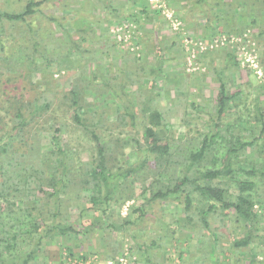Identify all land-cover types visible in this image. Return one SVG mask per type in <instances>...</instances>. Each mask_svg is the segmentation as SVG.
Returning a JSON list of instances; mask_svg holds the SVG:
<instances>
[{"label": "rangeland", "instance_id": "374dc122", "mask_svg": "<svg viewBox=\"0 0 264 264\" xmlns=\"http://www.w3.org/2000/svg\"><path fill=\"white\" fill-rule=\"evenodd\" d=\"M28 1L0 0V12H19ZM111 1H114V4L109 12L115 7L117 13L126 17H122L118 24L113 14H108L103 9L102 0H45L37 11L26 16L24 21L11 22L5 18L0 19V103L7 104L8 98L15 95L23 96L26 100L38 98L39 101H48V113L38 126L42 131L35 132L40 138V141L35 142L36 151L39 149L40 155H45L51 145L48 135L54 130L55 122L63 123V130L59 134L66 143L75 174L85 168V162L92 161L95 148L91 137L72 120V110L62 102L64 94L74 83V78H84V81L78 82V86L82 89L84 101L96 114L95 118L102 122V125L95 128L102 139L110 145L111 141L114 142L117 138L129 141L124 154H118L119 160L115 163L113 161V171L117 168L126 169L144 155L140 147L144 143L143 131L148 110L144 112L142 108L149 107L162 113L163 122L168 124L162 135L173 144L183 143L187 137L194 136L197 144L199 134L201 138V135L214 130L210 118H216L215 104L219 84L216 72L227 62V56L221 49L223 35L217 37L213 29L203 31L195 22L203 25L204 13L196 7L191 9L188 0H149V3L148 0H136L135 3L128 0ZM228 1L233 2V9L237 7V10L234 9L237 12L234 13L235 17L240 10L242 13L249 11L254 5L256 9H262L261 4H264V0ZM209 2L213 3L215 0ZM146 5L150 8L149 11L156 8L160 10L156 14L150 12L152 21L149 24H142L141 21L137 23L135 18L129 17L130 13L137 14L136 12ZM204 8L207 9V5H204ZM250 21V16H246L243 21L239 14L236 26H246ZM262 27L264 21H259L253 27H247L241 37L231 42L233 44L240 40L241 48L236 51L240 64L231 75L233 84H238L242 93L235 99V102H239L238 106L229 109V115L223 117V122L234 121L237 116L243 117L245 113L250 114L252 123L255 122L254 133L258 135V148L255 147L253 151L248 149L249 151L244 153L241 164L245 167L250 164L245 163L243 157L255 162L264 159L262 123L253 121L257 114L255 102L258 101V107L264 109V39L258 37ZM196 35L202 39L198 38L195 42L193 36ZM174 36L179 44L168 47ZM82 37L85 40H81ZM75 41L84 49L82 55L77 52ZM158 44L166 49L158 51ZM232 44L230 46H233ZM194 45L199 52L206 53L199 56ZM209 47L214 49L208 50ZM31 55L35 57L39 70L29 71V68L23 65ZM63 55L69 56L68 58L76 63H69L71 68L62 67L59 60ZM197 57L198 59H193ZM53 58L54 61L46 67L45 60ZM161 58V75L164 73L169 77H178L177 87L173 82L165 85L164 76L159 77L157 73L153 75L150 72L152 68L155 69V62H160ZM29 65L31 62L28 60V67ZM232 71L227 68L225 74L229 75ZM154 76L157 86L150 88L148 83ZM162 84L167 88V92L162 90ZM259 92L261 97L256 100ZM124 105L132 106L135 122H131L130 116L124 113ZM91 115L89 114L90 117ZM247 123L239 121L233 133L249 137ZM150 161H147V166ZM180 162L168 167L167 174L156 178L159 177L167 184L173 178L182 177L184 168ZM206 164H202V168L206 167ZM140 182L145 183L143 180ZM258 184V190L264 189V180ZM121 191V196L113 201V212L108 215L109 219L120 221L121 218L133 217L134 209L142 207L145 215L137 225H129L126 232L121 231L117 235L109 233V238H104L101 230L100 233L94 230L89 234L80 235L77 239L69 234H55L51 240L45 239L40 255L30 264H75L78 260L83 264H113L110 261L104 262L105 253L113 248L117 251L123 248V254L126 255L127 249L132 245L131 234L138 237L136 240L139 243L149 244L152 240L156 241L145 254L152 262L250 264V257L253 255L248 253V249L232 246L241 232L230 233V218L212 214L208 217L209 225L206 229L198 219L197 202L194 200L190 213L195 217V226L186 224L187 227H182L186 218L183 210L184 194L167 200L148 201L149 191H143L139 183L133 186L130 181L126 182V188L122 187ZM78 193L81 198L76 200L75 191L66 193L57 217L75 227H79L81 221L94 212L85 209L89 204L87 199L90 192L82 190ZM129 195L133 196L128 197ZM260 200L264 201V197ZM52 203L48 204L49 210L52 209ZM45 205L43 207L47 210L49 207ZM256 207L260 208L259 205ZM45 210L42 213L49 222L51 214ZM234 222L232 219L236 226ZM261 222H264V217ZM109 229L105 227V231L108 232ZM212 233H215L216 237ZM257 242L258 239L255 238L252 253H257L255 260L264 261V244ZM68 246L71 247L73 256L68 254ZM102 248L106 250L102 251ZM26 249L25 247L15 253L10 252L5 257L11 260L14 254H20ZM99 249L101 251L97 253ZM131 259L138 260L135 264H151L144 260V254L140 250H134ZM120 260L122 264L130 262L128 257H120Z\"/></svg>", "mask_w": 264, "mask_h": 264}, {"label": "trees", "instance_id": "16d2710c", "mask_svg": "<svg viewBox=\"0 0 264 264\" xmlns=\"http://www.w3.org/2000/svg\"><path fill=\"white\" fill-rule=\"evenodd\" d=\"M44 1L29 0L19 12H0V19L5 18L11 22L24 21L26 16L36 12ZM128 1L136 2V0ZM187 2L191 4V9L196 7L204 13V24L195 22L202 27L203 31L213 29L216 31L217 37L221 35L224 37L221 49L227 56V62L216 72L219 83L215 104L216 118H210L214 130L201 135V138L199 134L197 144H195V136L187 137L183 143L176 142L173 144L162 135V131L165 132L164 129L168 125L163 122L162 113L156 109L151 110L149 107L142 108L144 112L148 110L147 123H145L143 131L144 143L141 147L139 145L144 155L126 169L117 168L113 171V161L115 163L119 160L118 154H124V149L128 147L129 141L117 138L114 142L111 141L112 145H110L102 139L95 130L98 125H102V122L95 118L96 114L93 113L90 105L84 101L82 89L78 86V82L84 81V78H74V83L64 94L62 102L72 110V120L76 126L80 127L79 129L84 130L91 137L95 148V157L92 158V161L85 162V168L80 170V173L75 174L73 161L66 150V143L59 134L63 130V123L55 122V127L50 126L54 130L48 135L51 145L46 150L45 155L42 157L39 149L36 151L35 142L40 141V138L35 132L42 131L38 126L41 125V121L48 113L50 106L48 101H39L38 98L26 100L23 99V96L15 95L8 98L7 104L0 103V264H30L40 255L45 239L51 240L55 234L61 236L69 234L77 239L76 237L80 235L101 230L104 238H109V233L117 235L121 231L126 232L129 225H137L145 215L142 207L134 209L133 217L121 218L120 221L111 220L108 216L113 212L111 207L113 201L121 196V189L122 187L126 188L127 181H130L133 186L139 183L143 191H149L148 201L167 200L170 197L184 194L183 210L186 218L182 227L186 224L195 226L193 224L195 217L190 213L194 200L197 202L198 219L206 229L209 225L208 217L212 214L222 218H230L229 221L232 224L230 233L241 232L232 246L247 248L248 253L253 255L250 257V264H264L262 260H255L257 253H252L255 238L258 239L257 244H264V222H261L264 217V201L260 200L261 197H264V189L258 190V183H263L264 180V159L255 162L243 157L245 163L250 165L245 167L241 164L243 162L241 161L242 156H245L244 153L248 149L253 151L255 147L258 148V135L254 133L255 122H251L252 118L250 120L249 113H245L243 117L237 116L234 121L225 120L223 122V117L229 115V109L232 106H238L239 102H235V99L242 93L239 85L233 84L231 75L240 64L236 55V51L241 48L239 46L240 40L233 44L231 42L233 39L241 37L247 27H253L257 22L264 21V4H261L262 9H256L254 5L249 11L244 9L245 11L242 13L240 10L239 14L243 21H245L246 16H250L251 21L246 26H236L239 14L235 17L234 13L237 12L234 9L237 10V7L233 9L232 1L215 0V2L210 3L209 0H188ZM113 4L114 1L102 0L103 9L108 14L112 13L118 24L123 16L117 13L115 7L109 12ZM204 5H207L208 8H204ZM149 9L146 5L136 12L137 14L130 13L129 17L135 18L137 23L141 21L142 24H149L152 21L150 12L153 14L160 12L159 8L152 11ZM125 18L123 17V19ZM157 35L158 32H156V41ZM175 36L168 47L179 44ZM258 37L264 39V27L260 28ZM198 38L201 36H193L195 42ZM205 39L212 40L210 38ZM81 40H85V38L82 37ZM231 44L233 46H230ZM74 45L77 52L82 55L84 49L80 48L76 41ZM195 45L199 47L197 43ZM163 48L166 49L165 46L158 44V51L162 52ZM211 49L214 48L211 47ZM211 49L209 47L208 50ZM196 52L199 56L206 53V51L199 52L197 48ZM68 57L63 55V58L59 60L64 68H71L69 63L74 62ZM198 57L193 59L196 60ZM28 60L31 62L29 67ZM45 61L46 67H48L54 58ZM161 62H163L162 58L160 62L159 60L155 62V69L152 68L150 72L153 75L157 73L159 77L164 76L163 83L165 85L173 82L177 87L178 77H169L164 73L161 75ZM23 65L29 68V71L40 69L33 55L29 56ZM227 68L233 70L229 75L225 74ZM155 82L154 76L151 81L149 80V87H156ZM131 83H133L132 80ZM164 84L161 85V88L167 92ZM260 95L259 92L256 100L260 99ZM258 103V101L255 102L257 114L253 121H261V131H264V109L258 107ZM131 107L124 105V113L130 116L131 122H135V113ZM239 121L248 122L246 130L250 134L249 137L246 138L242 134L233 133V129ZM258 151L261 152V150ZM177 158H180L181 162ZM149 159L151 161L147 166ZM179 162L184 168L182 177L173 178L167 184L163 183L159 177L156 178V176L167 174L168 167L178 165ZM110 163L112 165H109ZM205 163H210V165L206 164V167L202 168V164ZM140 180L145 181V183L142 184ZM82 190L90 192L87 199L89 204L85 209L93 210V215H88L85 220L81 221L79 227L68 225L60 218L57 219L66 193L75 191L76 200L81 198L78 192ZM51 202H53L52 209L49 210L48 204ZM45 204L49 207L47 210L43 207ZM256 205H259L260 208L258 209ZM43 210L51 214L49 222L46 221V217L42 213ZM232 219L236 226L232 223ZM105 227L110 228L108 232L105 231ZM244 231L245 233L242 234ZM260 232L263 233L258 234ZM212 234L215 236V233ZM130 236L132 245L127 249V254H123V248H119V251L116 248L110 249L105 253L104 262L122 264L120 257H128L130 262L127 264H135L138 260H132L131 254L134 253V250H140L144 254V260L151 262V264H160L159 262H152L145 256L148 249L153 247L156 241L152 240L149 244L139 243L135 234ZM25 247L26 250L20 254H14L11 260L5 257L6 254L15 253ZM102 249V251L106 250L105 248ZM67 251L69 255L73 256L70 246L67 247ZM100 251L99 249L96 252ZM81 257L86 258L85 256ZM52 264H64V262ZM75 264L83 263L78 260Z\"/></svg>", "mask_w": 264, "mask_h": 264}, {"label": "crops", "instance_id": "0c3cea01", "mask_svg": "<svg viewBox=\"0 0 264 264\" xmlns=\"http://www.w3.org/2000/svg\"><path fill=\"white\" fill-rule=\"evenodd\" d=\"M148 3H149V0H148Z\"/></svg>", "mask_w": 264, "mask_h": 264}]
</instances>
